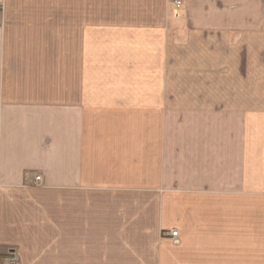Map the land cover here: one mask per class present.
Masks as SVG:
<instances>
[{
	"label": "crops",
	"instance_id": "1",
	"mask_svg": "<svg viewBox=\"0 0 264 264\" xmlns=\"http://www.w3.org/2000/svg\"><path fill=\"white\" fill-rule=\"evenodd\" d=\"M25 1L0 18V256L137 263L107 248L148 220L185 240L197 205L225 199L227 250L264 262L248 241L264 234V0H183L177 30L167 0L114 24H91L90 0L64 19Z\"/></svg>",
	"mask_w": 264,
	"mask_h": 264
},
{
	"label": "rangeland",
	"instance_id": "2",
	"mask_svg": "<svg viewBox=\"0 0 264 264\" xmlns=\"http://www.w3.org/2000/svg\"><path fill=\"white\" fill-rule=\"evenodd\" d=\"M5 1L0 0V18L6 14ZM12 1H15L16 8L24 7L22 5L21 7L18 6L24 0ZM131 1L90 0L91 24L131 22ZM174 1L167 0L168 9L165 12V16L166 21L171 22L172 30H177L182 25V19L180 17V8L176 9L174 7ZM137 2L138 0H136ZM71 3H73L72 0H26L25 10L28 14H57L60 19H64L68 12L71 13L69 10ZM75 9H80L77 6V1ZM3 25L0 23V26ZM58 26L59 30L63 29V27L65 29L66 23L59 22ZM178 121L177 118L172 117V127H177ZM171 201L172 225L178 227V200L173 199ZM197 211L199 215L197 218H191L192 225L189 226L188 224L190 231L185 240L180 235V239L177 242L172 241L168 235L169 230H153L151 229L153 224L148 220L147 225H144L147 228L138 230L137 238L134 237L136 232L133 231L132 238L126 237L124 239V244L127 245L116 248L108 247L107 254H114L123 261H138L137 263L124 262L123 264H264L262 261L258 262L257 249L255 251L253 247L246 248L247 252H243L241 247L235 246L234 254L230 253V249L229 251L227 250V201L225 199L202 200L201 205H197ZM124 234H128V232ZM248 234L251 237H248V241H252V243L258 244L259 239L264 241V234L262 235L261 232V238H259L257 229L254 231L248 230ZM235 236L237 237V233ZM234 242L235 244L238 243L237 238L234 239ZM132 243L135 244L132 246Z\"/></svg>",
	"mask_w": 264,
	"mask_h": 264
},
{
	"label": "built area",
	"instance_id": "3",
	"mask_svg": "<svg viewBox=\"0 0 264 264\" xmlns=\"http://www.w3.org/2000/svg\"><path fill=\"white\" fill-rule=\"evenodd\" d=\"M182 5V0H175L174 1V7L176 9H179ZM41 178L40 177H35L34 178V183L37 184L38 182H40ZM169 238L174 241L177 242L178 241V232L177 231H170L168 233ZM18 260V257L16 256V254L12 253L11 251L6 252L5 254H3L2 256H0V264H16Z\"/></svg>",
	"mask_w": 264,
	"mask_h": 264
}]
</instances>
